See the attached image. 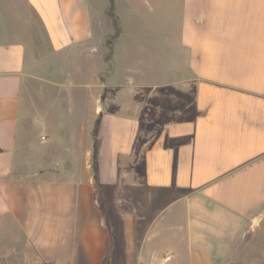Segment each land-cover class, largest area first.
Returning a JSON list of instances; mask_svg holds the SVG:
<instances>
[{
  "label": "crops",
  "instance_id": "obj_1",
  "mask_svg": "<svg viewBox=\"0 0 264 264\" xmlns=\"http://www.w3.org/2000/svg\"><path fill=\"white\" fill-rule=\"evenodd\" d=\"M8 1L0 0L10 17L0 14V264H23L21 250L34 263L26 255L37 232L41 247L57 250L42 264H109L113 243L121 264H261L241 249L264 233V0H180L177 39L159 44L173 54L137 63L150 83L118 77L129 68L125 52L112 53L106 71L109 33L91 0H24L25 13ZM164 87L179 99L190 93L194 114L182 116L180 105L146 126L163 113L147 107ZM133 90L143 95L128 106ZM49 151L61 160L27 171ZM97 192L114 208L112 233Z\"/></svg>",
  "mask_w": 264,
  "mask_h": 264
},
{
  "label": "rangeland",
  "instance_id": "obj_2",
  "mask_svg": "<svg viewBox=\"0 0 264 264\" xmlns=\"http://www.w3.org/2000/svg\"><path fill=\"white\" fill-rule=\"evenodd\" d=\"M8 2H11V4H13L14 7L18 9L21 13H25L26 6L24 0H10ZM91 2L93 8L96 10L98 18H100L101 20L102 31L110 34L105 35L104 38V43L107 45L108 49L106 54L104 55V59L108 62L107 65L110 67L106 71L112 69V62H109V60L112 58L111 54L114 53V56L117 55L120 59L123 52H125L127 55V67L129 66L130 69L128 68L123 70L122 72H120V74H118V77H120L122 80H128V83H131L133 81H138L140 83H150L151 78L148 77L150 76L148 73L136 71L137 63L140 59L152 60L153 55L156 56L157 51L161 52L160 55H162V59L164 61L167 60L165 55L169 54L170 49H161L159 48L161 46L159 44L167 45V40H170V43L172 41L174 42L177 39L178 24L181 19L180 0H113L112 12L117 19L119 35L122 33L121 41L118 42V46H116L115 48H112L111 44L116 45V39L118 37L114 38L115 29L113 26L112 18L109 16L110 1L91 0ZM0 12V14H2L3 16H6V19H10V17L7 16L8 9L2 8L0 9ZM109 24H111L112 30ZM143 45L145 47L143 49L145 50L142 49ZM139 46H141V49L139 48ZM170 53L173 54L172 49ZM97 64L98 66H100L101 64L106 65L101 62H98ZM155 77L158 78L157 76ZM101 79H106L105 74L104 76H102ZM165 79H169V76ZM138 91H132L133 96L131 95L128 98V106L129 104L130 106H136L135 102L139 100V98H141L143 95L142 92V95H137L139 94ZM156 94V99L154 100V103L156 104H149L147 108H149L152 113L154 112L155 107H158L162 110L163 113H161L159 117H150L149 120L144 121V124H146V126H148L149 124H162L168 118L172 117L170 114H168L169 111L171 109L173 110L175 107H178L180 105L182 106V116L188 117L194 114V110L191 108L192 95L190 93V95L188 94L187 96H184L183 98L179 99L178 97H176L177 94L175 91L170 90L168 87H164L157 90ZM108 99L109 98L106 96V101H108ZM105 107L107 108L109 107V105H106L105 103ZM83 125L85 126V121L81 120V128ZM62 155V152L59 151H49L47 158H45L43 162H41V164H38L34 161H28L27 171L35 170V167L38 165L50 167V165H52L54 161H60ZM97 193L98 207L101 208L105 213L106 223L109 228V232L112 233V230L110 229V223L112 222L111 211L114 208L110 204H108V202H105L101 192ZM38 219L39 218H36L34 221V219L32 220L31 217L29 218V224L31 225V229H33L35 225H37L36 230L41 227L42 222L40 223ZM10 229H13V227L10 226ZM2 236H5L7 238L9 236L8 230H6V232H2ZM32 237L37 245L34 246V248L29 249L31 255H26L28 258L30 257L34 259V263L30 261L28 264H42L41 260L48 261L49 258L56 256V249L52 250L48 248H43L40 246V243L38 244V240L40 239V235L38 234V232L35 233ZM246 238V241H248V243L244 245L245 249H241V252L243 254L242 257L251 261H256L261 264H264V233H252ZM22 242L23 239L18 238L17 243L21 244ZM112 247L113 248L109 250V257L113 258L109 260V264H121V251L117 250L116 245L114 243ZM22 251L23 250H21V253L18 254V259L22 260L23 258V264H25V254L23 253L24 251ZM8 254L9 251L6 255ZM102 264L107 263L104 261Z\"/></svg>",
  "mask_w": 264,
  "mask_h": 264
},
{
  "label": "trees",
  "instance_id": "obj_3",
  "mask_svg": "<svg viewBox=\"0 0 264 264\" xmlns=\"http://www.w3.org/2000/svg\"><path fill=\"white\" fill-rule=\"evenodd\" d=\"M110 1V12H109V16L112 18V21H113V26H114V29H115V35H114V38H117L118 35H119V28L117 26V19L116 17L114 16L113 14V0H109ZM92 138H93V154H92V168H93V172H94V180L96 181L97 183V180H96V176H95V171H96V168H95V160H96V155H95V151H96V141H95V129L92 130Z\"/></svg>",
  "mask_w": 264,
  "mask_h": 264
}]
</instances>
